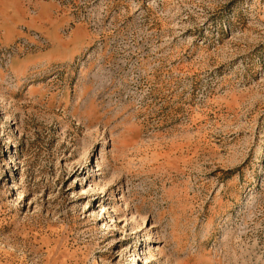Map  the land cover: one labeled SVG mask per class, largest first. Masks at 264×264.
Here are the masks:
<instances>
[{
    "label": "rangeland",
    "instance_id": "obj_1",
    "mask_svg": "<svg viewBox=\"0 0 264 264\" xmlns=\"http://www.w3.org/2000/svg\"><path fill=\"white\" fill-rule=\"evenodd\" d=\"M55 1L85 48L0 53V264H264V0Z\"/></svg>",
    "mask_w": 264,
    "mask_h": 264
},
{
    "label": "crops",
    "instance_id": "obj_2",
    "mask_svg": "<svg viewBox=\"0 0 264 264\" xmlns=\"http://www.w3.org/2000/svg\"><path fill=\"white\" fill-rule=\"evenodd\" d=\"M31 11L25 0H0V41L9 43L22 34L23 28H35L44 33L49 44L37 50L47 60L71 58L87 45L85 25L76 22L67 33L63 26L72 18L71 14L59 11L55 0H34Z\"/></svg>",
    "mask_w": 264,
    "mask_h": 264
},
{
    "label": "built area",
    "instance_id": "obj_3",
    "mask_svg": "<svg viewBox=\"0 0 264 264\" xmlns=\"http://www.w3.org/2000/svg\"><path fill=\"white\" fill-rule=\"evenodd\" d=\"M31 11H33V9H31ZM80 18H83V16L77 15L75 20ZM69 22L63 27V32H66L70 28L69 26L71 23L69 24ZM23 31L24 32L16 37L15 41L11 44L0 45V53H2L5 58V65H7L11 61V58L16 54L23 55L31 50L42 49L48 45V38H46L41 32L25 27L23 28Z\"/></svg>",
    "mask_w": 264,
    "mask_h": 264
},
{
    "label": "bare ground",
    "instance_id": "obj_4",
    "mask_svg": "<svg viewBox=\"0 0 264 264\" xmlns=\"http://www.w3.org/2000/svg\"><path fill=\"white\" fill-rule=\"evenodd\" d=\"M82 192V191H81Z\"/></svg>",
    "mask_w": 264,
    "mask_h": 264
}]
</instances>
